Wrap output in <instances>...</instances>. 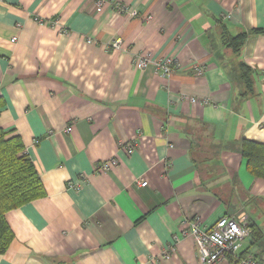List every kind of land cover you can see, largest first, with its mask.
<instances>
[{
    "label": "crops",
    "instance_id": "crops-1",
    "mask_svg": "<svg viewBox=\"0 0 264 264\" xmlns=\"http://www.w3.org/2000/svg\"><path fill=\"white\" fill-rule=\"evenodd\" d=\"M253 28L264 0H0V126L45 191L5 213L0 264H201L181 230L225 215L261 232L239 254L264 264V179L240 154L264 143V32L238 53L222 38ZM144 54L177 67L162 76Z\"/></svg>",
    "mask_w": 264,
    "mask_h": 264
},
{
    "label": "trees",
    "instance_id": "trees-1",
    "mask_svg": "<svg viewBox=\"0 0 264 264\" xmlns=\"http://www.w3.org/2000/svg\"><path fill=\"white\" fill-rule=\"evenodd\" d=\"M222 28H224L223 25ZM263 32L264 28H253L232 35L224 29L223 44L238 53L249 33ZM238 70L239 79L244 88L243 95L251 93V68L240 61ZM2 106L3 99L0 98V108ZM240 145V154L245 159L248 172L264 179V143L245 138ZM44 195L42 181L32 160L25 152L21 138L17 134L3 130L0 126V254L6 251L14 238L5 213ZM250 227L253 236L261 235L254 225Z\"/></svg>",
    "mask_w": 264,
    "mask_h": 264
},
{
    "label": "built area",
    "instance_id": "built-area-1",
    "mask_svg": "<svg viewBox=\"0 0 264 264\" xmlns=\"http://www.w3.org/2000/svg\"><path fill=\"white\" fill-rule=\"evenodd\" d=\"M119 46L120 40L115 39L112 42V47L118 48ZM138 65L141 67L152 65L160 75L170 76L177 67V61L172 56L153 59L149 54H144L140 57ZM193 70L196 74L201 72L198 65H194ZM188 99L192 103L198 102L196 97H188ZM71 129V126L66 128L67 131H71ZM123 147L127 153H131L133 150L131 144L123 143ZM117 163L118 159L112 157L99 163L96 168L100 171H107ZM137 183L140 187H144L147 185V180L141 177ZM186 227L181 230V235L188 234L193 237L201 264H215L218 261L229 262L231 259L235 264H261L250 254L243 256L239 254L243 241L251 233V227L246 220L225 215L217 219L211 227H201L197 219L189 221ZM174 238L177 239V236ZM165 255L168 257L169 254Z\"/></svg>",
    "mask_w": 264,
    "mask_h": 264
},
{
    "label": "bare ground",
    "instance_id": "bare-ground-1",
    "mask_svg": "<svg viewBox=\"0 0 264 264\" xmlns=\"http://www.w3.org/2000/svg\"><path fill=\"white\" fill-rule=\"evenodd\" d=\"M101 163V162H100ZM228 216V215H227Z\"/></svg>",
    "mask_w": 264,
    "mask_h": 264
}]
</instances>
